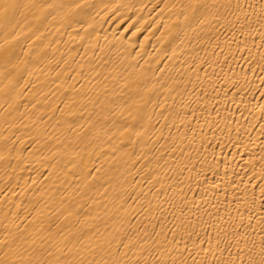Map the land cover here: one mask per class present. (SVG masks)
Listing matches in <instances>:
<instances>
[{"label":"bare ground","instance_id":"bare-ground-1","mask_svg":"<svg viewBox=\"0 0 264 264\" xmlns=\"http://www.w3.org/2000/svg\"><path fill=\"white\" fill-rule=\"evenodd\" d=\"M0 264H264V0H0Z\"/></svg>","mask_w":264,"mask_h":264}]
</instances>
